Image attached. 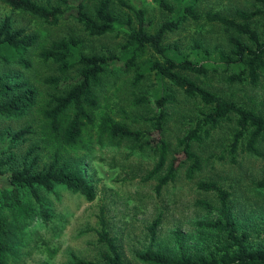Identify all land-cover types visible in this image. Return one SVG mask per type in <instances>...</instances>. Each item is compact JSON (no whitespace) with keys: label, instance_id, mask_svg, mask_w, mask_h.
I'll use <instances>...</instances> for the list:
<instances>
[{"label":"rangeland","instance_id":"rangeland-1","mask_svg":"<svg viewBox=\"0 0 264 264\" xmlns=\"http://www.w3.org/2000/svg\"><path fill=\"white\" fill-rule=\"evenodd\" d=\"M33 1L47 7L59 6L66 17L50 25L41 18L13 10L0 2V23L5 16H9L13 28H21L27 34L38 36L37 42L22 55L25 63L17 58L7 61L0 59V76L9 77L16 83L26 81L28 87L36 92L34 105L23 115L0 116V137L26 126L32 129L23 141L15 143L13 161L6 167L19 168L24 162H30L33 154H27V150L32 147L39 157L35 170L42 169L53 158V147L43 140L47 135L42 132L41 114L44 109L54 105L51 103L52 97L61 95L63 90L45 82V79L74 76L80 66L61 73L58 64L52 59L43 60L40 52L53 41L68 37L82 41L79 51L84 54H100L101 49L106 48L116 57L100 74L99 84L94 88L100 106L95 111L96 118L108 114L131 129L146 130L154 138L163 136L169 149L167 162L176 158L180 165L174 180L156 194L157 178L164 173V169L154 177L145 179L158 159L147 147L141 148L129 139L103 137L97 141L95 134L85 136L84 145L61 147V161L68 159L72 167L80 171L90 182L95 197L88 201L81 194L57 185L53 193L43 194L53 216L44 225L38 217V207L33 199L28 194L23 197L21 193L22 204L3 211L8 222L14 225L15 230L20 229L22 234L16 235L15 244L4 253V263L75 264L74 257L100 261L101 254L107 251V246L100 243L97 236L100 209L104 211L106 229L115 239L125 264H148L138 255L149 248L168 256L217 255L226 243L224 232L204 227L198 222L215 220L219 215L217 211L209 212L196 202L202 200L218 208L219 201L215 192L202 191L197 187L201 181H215L229 193L227 208L238 233L244 231L248 234L249 246L264 247V188L256 185L264 180V143L259 146L258 155L239 147L234 155L235 161H232L228 146L235 131V119L232 117L229 121H223L202 143L193 144L192 149L200 157L201 168L191 179L187 178L185 172L189 161L180 152L178 140L194 126L205 107L199 99L188 97L168 81L159 79L154 71H149L151 61L161 60L150 48L146 47L129 57L131 48L126 45L127 32L137 27L136 9L140 7L144 11L147 30L154 32L162 22L183 14L182 7L191 0H165L170 10L161 8L157 0H109V11L116 19V30L101 36L89 35L72 15L77 0ZM82 1L87 14L94 17L100 0ZM192 4L200 16L199 20L187 17L177 29L165 34L163 45L171 56L224 65L222 55L231 54L230 35L251 45L246 36L233 30L226 31L223 25L206 21L204 15L207 12L219 13L243 22L236 16V11L262 9L259 2L195 0ZM249 25L256 30L260 40H264V18H256ZM121 61L125 64H121ZM231 68L237 69L235 65ZM233 70H209L206 75L181 73L198 86L264 117V79L261 78L257 85L247 81L230 82L227 76ZM139 71L144 72V76L135 83L134 76ZM163 95L169 97L160 108L156 98ZM160 111L164 114V121L161 131H158L154 122ZM220 155L223 157L220 158ZM0 182L6 184L3 176ZM156 218L159 224L151 242L148 227Z\"/></svg>","mask_w":264,"mask_h":264},{"label":"trees","instance_id":"trees-1","mask_svg":"<svg viewBox=\"0 0 264 264\" xmlns=\"http://www.w3.org/2000/svg\"><path fill=\"white\" fill-rule=\"evenodd\" d=\"M194 1L191 0V3L182 7L183 14H177L170 20L162 22L154 32L147 30L144 11L139 7L135 10L137 27L128 30L126 41V45L131 48L130 58L136 52L143 51L146 47L150 48L161 60L151 61L149 71H154L159 79L168 81L188 97L199 99L205 107V111L201 112V117L197 118L194 126L178 140L180 152L189 161L185 172L189 179L201 168V160L192 149L193 144L202 143L223 121H229L232 117L235 119V131L228 146L232 161H235L234 155L239 147L246 152L258 155L259 146L264 143V117L262 115L198 86L192 79L181 73L206 75L209 70L227 72L232 71L233 68L230 69V67L235 65L237 69L227 76L230 82L247 81L251 85H257L261 78L264 79V40L261 41L256 30L249 25V22L256 18H264V0H256L263 6L262 9L236 11V16L243 22H237L234 18L219 13H205L206 21L219 23L226 31L233 30L239 35L246 36L251 42V45H246L239 38L230 35L228 41L231 54L222 55L224 65L204 64L186 57H174L163 45L165 34L177 29L187 17L194 21L199 20L200 16L193 9ZM0 2L13 10L41 18L50 25L56 24L61 17H66L65 12L59 6L47 7L33 0H0ZM157 3L165 10L171 9L165 0H157ZM85 7L82 0H77L71 13L89 35L101 36L116 30L114 26L116 19L109 11V0L98 2L94 17L87 14ZM37 39V34H27L21 28H13L11 18L5 16L0 23V59L7 61L17 58L18 61L25 63L22 55L37 42ZM81 44L80 39L68 37L53 41L49 47L40 52L43 60L52 59L56 62L61 73L69 71L76 65L80 66V70L74 76L45 79V82L63 90L61 95L52 97L51 103L54 105L44 109L41 114L42 132L47 135L43 140L46 145L53 147L52 160L42 169L35 170L34 167L39 157L36 149L32 147L27 150V154H33L30 162H24L19 168L6 167L13 161L12 149L15 143L23 141L32 129L26 126L12 133L6 132L5 135L2 134L3 138L0 137L2 138L0 141V177L3 176L6 180V184L0 182V264H5L4 253L11 250L15 244L16 235L22 236L20 229L15 230L14 225L8 222L6 214L3 213L5 209H14L15 206L22 204L21 193L23 197L28 194L33 199L38 207V217L44 225H47L53 216H51L47 207L48 201L43 194L53 193L57 185H63L68 190L81 194L88 201L94 199L95 193L90 182L77 168L72 167L68 159L61 161V147L74 148L84 145L85 136L92 137L94 134L97 141H101L103 137L129 139L141 148L147 147L157 155L158 159L145 179L154 177L164 169V173L157 178L154 188L156 194L160 193L165 184L174 180L178 165H180L175 157L167 162L169 149L163 136L154 138L146 130L131 129L108 114H103L99 119L96 118L95 111L100 106L94 88L99 84L100 74L114 62L116 57L106 48H102L100 54H84L79 51ZM120 63L125 64L122 61ZM143 76L144 72H137L134 82L137 83ZM168 97L163 95L156 98L157 105L161 108ZM35 100L36 92L28 87L26 81L16 83L9 77L0 76V116L23 115L28 108L34 105ZM156 117L158 119L155 120L154 126L161 131V123L164 121L163 112L160 111ZM256 185L264 188V180L257 182ZM197 187L202 191H213L217 194L218 208L202 200L196 203L209 212L217 211L219 215L217 219L198 223L204 227L224 232L226 243L220 248L221 252L208 256L203 254L168 256L149 248L138 255L139 259L148 264H264V247L249 246L248 234L244 231L238 233L233 224L227 208L229 193L215 181H201L197 183ZM158 224L159 219L156 218L148 227L151 242L155 238ZM98 225V241L107 246V251L101 254L100 261L74 257L75 264H125L115 239L106 229L103 209H100L98 215Z\"/></svg>","mask_w":264,"mask_h":264}]
</instances>
